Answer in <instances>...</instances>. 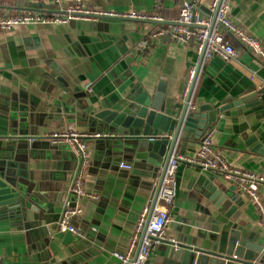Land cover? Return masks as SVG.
<instances>
[{
	"label": "crops",
	"instance_id": "crops-1",
	"mask_svg": "<svg viewBox=\"0 0 264 264\" xmlns=\"http://www.w3.org/2000/svg\"><path fill=\"white\" fill-rule=\"evenodd\" d=\"M195 2L205 9L209 0ZM39 5L31 0H0V14L33 11ZM91 6L157 15L162 20L77 19L0 31V165L19 190L28 193L29 201L18 215L0 214L2 264L114 262L112 251L126 247L157 178H150L151 172L140 165L133 167L136 161L125 135L94 114L119 111L139 92L152 95L163 84L164 113L173 116L184 102L188 69L197 65L193 38L176 43L167 32L151 36L178 16L176 0H95ZM228 17L264 45V0H231ZM224 34L237 50V58L214 55L203 63L191 104L212 107L215 116L209 130L217 153L233 167L264 175V66ZM142 42L146 46L140 47ZM87 82L91 83L89 90ZM238 101L241 104L231 105ZM97 129L107 132L104 139L87 140L89 162L82 179L86 194L74 199L68 189L77 157L67 146L53 145L43 137L53 131L89 133ZM199 138H180L175 151L194 155ZM122 164H130L131 169ZM211 177L210 183L220 184L228 194L238 192L234 183L218 173L179 162L176 196L165 228L166 235L178 243L203 244L210 249L220 232L217 223L226 222L201 193ZM258 192L264 201V184ZM67 197L82 209L71 223L86 233L85 238L55 228ZM238 197L243 203L237 207L235 221L242 228L241 237L264 245V224L255 206L246 196ZM177 252L181 249L159 244L148 263L180 264L179 257L174 258Z\"/></svg>",
	"mask_w": 264,
	"mask_h": 264
},
{
	"label": "built area",
	"instance_id": "built-area-1",
	"mask_svg": "<svg viewBox=\"0 0 264 264\" xmlns=\"http://www.w3.org/2000/svg\"><path fill=\"white\" fill-rule=\"evenodd\" d=\"M41 4L37 10L15 14H0V31H8L16 26L27 24H67L73 20H87L96 22L101 18H133L140 20H162L157 15L146 16L135 12L122 13L95 8L91 2L95 0H31ZM159 1V0H157ZM179 3L178 16L166 28L152 33V37L167 32L176 43H185L193 38L195 52L201 56L200 66L214 55H219L225 60H236L237 50L227 38L228 33L238 45L248 49L256 55L264 66V45L255 36L247 33L228 17L231 0H209L205 9H202L195 0H176ZM43 5V6H42ZM140 47L146 46L142 42ZM199 66V68H200ZM198 68V70H199ZM198 70L196 65L188 69L184 100L191 95L196 83ZM264 86V79L262 80ZM91 83H85V88L90 89ZM101 133H86L71 130L53 131L44 135V139L53 145L67 146L77 157V167L74 179L68 189L69 195L78 199L86 192L82 186V179L88 167L87 140L104 137ZM29 142L34 141L28 137ZM180 161L195 164L202 169L218 173L224 179L234 183L238 192L255 206L261 221L264 224V201L258 188L264 184V175L243 171L231 166L212 146V131L206 130L199 138L197 151L192 156L180 154L175 150L167 162L162 181L160 183L154 205L149 215L152 194L137 218L134 232L123 250H114L111 255L115 259L112 264H149L148 258L152 249L162 243H169L179 249V243L173 237L166 235L165 228L169 221V208L173 205L176 196L175 172ZM122 168L131 169L130 164L120 165ZM92 196V195H91ZM67 197L63 204L60 217L56 223V230L85 238L86 233L77 229L71 223V218L81 213L78 205L71 204ZM140 234V235H139Z\"/></svg>",
	"mask_w": 264,
	"mask_h": 264
},
{
	"label": "water",
	"instance_id": "water-1",
	"mask_svg": "<svg viewBox=\"0 0 264 264\" xmlns=\"http://www.w3.org/2000/svg\"><path fill=\"white\" fill-rule=\"evenodd\" d=\"M200 62L201 56L197 61V70ZM164 89L163 84H158L152 95L141 91L137 97L130 98V102L123 105L119 111L103 110L94 114L95 118L125 135L132 153L131 158L136 161L133 167L138 169L140 165L144 170L151 172L150 178H157L152 189L148 217L151 214L167 162L178 140L200 137L204 131L209 129L210 122L215 116L212 107L207 104L192 106L188 103L189 95L185 98L178 113L173 116L164 113L162 104ZM241 102L238 101L231 105H239ZM97 130H99L97 133L107 132L102 129ZM96 139H104V137ZM211 181L213 177L204 182L201 193L212 202L226 222L217 223L220 225V232L212 240L210 249L204 248L203 244L196 246L179 243L181 252L175 253L174 258L179 257L180 264H264V245L242 238V228L235 221L239 215L236 212L237 207L243 203L241 199L237 201L241 194L237 192L230 195L220 188V184H211ZM231 189L234 191V188ZM27 198L28 193L20 191L14 178L8 174L5 167L0 165V214L18 215L23 208H28ZM0 264H2L1 260Z\"/></svg>",
	"mask_w": 264,
	"mask_h": 264
},
{
	"label": "rangeland",
	"instance_id": "rangeland-1",
	"mask_svg": "<svg viewBox=\"0 0 264 264\" xmlns=\"http://www.w3.org/2000/svg\"><path fill=\"white\" fill-rule=\"evenodd\" d=\"M192 39V38H191Z\"/></svg>",
	"mask_w": 264,
	"mask_h": 264
}]
</instances>
